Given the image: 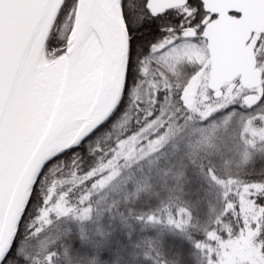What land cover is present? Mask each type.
I'll return each mask as SVG.
<instances>
[{"label": "snow or ice", "instance_id": "obj_1", "mask_svg": "<svg viewBox=\"0 0 264 264\" xmlns=\"http://www.w3.org/2000/svg\"><path fill=\"white\" fill-rule=\"evenodd\" d=\"M0 264H264V0H0Z\"/></svg>", "mask_w": 264, "mask_h": 264}, {"label": "trees", "instance_id": "obj_2", "mask_svg": "<svg viewBox=\"0 0 264 264\" xmlns=\"http://www.w3.org/2000/svg\"><path fill=\"white\" fill-rule=\"evenodd\" d=\"M259 166H260V162H256V168H259ZM195 186H196L195 183H193V185H192L193 190H195ZM193 198H195V192H194ZM167 248H168L170 253H175L177 251L182 250L184 252L185 256H187V254H188L187 246L185 245V246H183V248L181 247V239L179 236H177L175 240L168 241Z\"/></svg>", "mask_w": 264, "mask_h": 264}, {"label": "rangeland", "instance_id": "obj_3", "mask_svg": "<svg viewBox=\"0 0 264 264\" xmlns=\"http://www.w3.org/2000/svg\"><path fill=\"white\" fill-rule=\"evenodd\" d=\"M257 162L261 163L259 158L257 159ZM232 254L237 258V260H242L249 255V253H247L243 248L240 247H233Z\"/></svg>", "mask_w": 264, "mask_h": 264}]
</instances>
